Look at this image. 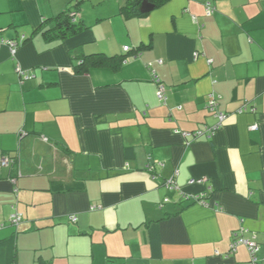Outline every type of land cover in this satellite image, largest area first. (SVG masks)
I'll list each match as a JSON object with an SVG mask.
<instances>
[{"label": "crops", "instance_id": "0c3cea01", "mask_svg": "<svg viewBox=\"0 0 264 264\" xmlns=\"http://www.w3.org/2000/svg\"><path fill=\"white\" fill-rule=\"evenodd\" d=\"M126 1L0 0V242L14 264H247L243 227L264 264V0ZM67 8L85 30L47 40ZM210 95L226 120L195 137Z\"/></svg>", "mask_w": 264, "mask_h": 264}, {"label": "built area", "instance_id": "2783aa9c", "mask_svg": "<svg viewBox=\"0 0 264 264\" xmlns=\"http://www.w3.org/2000/svg\"><path fill=\"white\" fill-rule=\"evenodd\" d=\"M206 12L208 15H210L213 12V10L209 7V4L206 5ZM70 16L72 17V21L74 22L76 20L75 19L76 13L72 11L70 13ZM23 40H24V37L22 36L19 42H22ZM0 46H6L9 49L10 55L14 57L16 54L17 48H18V43L15 42L14 40H6L0 37ZM123 51L128 52L129 48L125 46L123 48ZM158 63H161V61H159ZM16 72L20 77L24 78V80H27L30 77H32V76H29V74H27L25 71H22L19 67L16 68ZM152 80L157 86V91H156L157 99L159 100V102L165 103L167 99L166 93H165V87L154 72L152 73ZM206 109L216 120L215 124L211 127L206 128L203 131H197L191 135L195 137H200L203 134L202 132H204L205 138L209 139L215 134V132H217L222 127V125L224 124L226 120V115L223 112H220L217 110V98H215L213 95H210L208 97L207 103H206ZM255 127L256 126H252V128H255ZM11 163H12V159L8 157H2L1 162H0L1 166L3 167H8L11 165ZM154 165H155L154 163L150 162L146 166V170L151 172L154 169ZM176 175L177 173H174L169 179L165 180L164 186L167 190H172L176 192L180 191L179 187H177L174 182V178L176 177ZM200 182H201L200 180H197V183H200ZM189 183L193 184L195 183V181L192 180ZM193 200H194V203L199 204L201 206L207 205L206 194L204 193L193 197ZM168 201H169L168 199L164 200L165 203H167ZM19 220L20 219L16 215H12L9 218L10 222L12 221L15 223L19 222ZM70 221L72 223H75L76 218L72 216L70 217ZM3 227L4 225L0 224V230ZM245 231H246L245 228L241 227L238 232L233 233L232 242L229 246V250L231 253H233L237 250L238 247L243 246L248 250L249 255H250V260L247 264H259L255 256L257 253V244L255 242V236L245 238L244 237Z\"/></svg>", "mask_w": 264, "mask_h": 264}, {"label": "trees", "instance_id": "16d2710c", "mask_svg": "<svg viewBox=\"0 0 264 264\" xmlns=\"http://www.w3.org/2000/svg\"><path fill=\"white\" fill-rule=\"evenodd\" d=\"M143 1H147L152 3L155 7L162 5L167 0H127L125 6L121 8V12L124 13L125 16H142L138 10L140 4ZM72 12L71 8H67L64 12L59 13L56 18V24L53 28L48 29L43 32L44 37L47 40L51 39H66L72 37L79 33L80 31L85 30V26L82 22L75 20L72 21V17L70 13ZM76 13V11H74ZM114 59H109L110 61ZM109 61L107 58H104L100 55H91L83 58L81 61V66H108ZM153 81V80H152ZM13 257L9 258L7 254V250L3 245V241L0 242V264H14Z\"/></svg>", "mask_w": 264, "mask_h": 264}, {"label": "water", "instance_id": "95a60500", "mask_svg": "<svg viewBox=\"0 0 264 264\" xmlns=\"http://www.w3.org/2000/svg\"><path fill=\"white\" fill-rule=\"evenodd\" d=\"M153 9H154V5H152L146 1H143L140 5L139 12L141 14H147V13L151 12Z\"/></svg>", "mask_w": 264, "mask_h": 264}]
</instances>
